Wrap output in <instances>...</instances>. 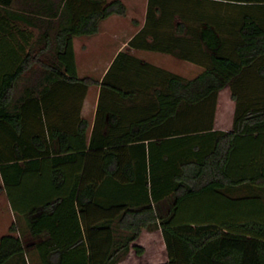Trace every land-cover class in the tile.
<instances>
[{"label":"trees","instance_id":"16d2710c","mask_svg":"<svg viewBox=\"0 0 264 264\" xmlns=\"http://www.w3.org/2000/svg\"><path fill=\"white\" fill-rule=\"evenodd\" d=\"M127 11L123 0H0V167L17 214L0 264L28 262L33 246L41 264H115L146 228L164 237L156 264H264V198L230 195L264 188V0H149L130 47L203 70L186 77L121 50L102 80L80 77L75 37ZM228 85L233 127L216 129ZM206 194L224 198L223 215L188 216Z\"/></svg>","mask_w":264,"mask_h":264},{"label":"rangeland","instance_id":"374dc122","mask_svg":"<svg viewBox=\"0 0 264 264\" xmlns=\"http://www.w3.org/2000/svg\"><path fill=\"white\" fill-rule=\"evenodd\" d=\"M130 5H131L130 13L128 18L133 16V19L130 20L127 18L126 21L128 22L129 26L133 28L134 20L142 22L144 19L142 14L143 13L142 7H141L142 2L139 0L132 2L130 1ZM118 27L120 26L118 25ZM121 43L122 41L113 39L110 35H108L106 38L104 35H98V34L91 36L82 35V36H77L75 38V46L80 62L85 61V59L87 58L94 57L99 49L105 50L107 53H109L112 51V49L116 44L119 45ZM137 55H140L141 57H144L149 61H152L153 63L159 64V66H163L171 71H174L186 77H194L203 70V67L201 65L182 59L179 56L170 53L146 50L137 53ZM228 91L230 90L225 89L224 91H221V94H219L217 108H216L217 116H218V112L219 114H223L222 112H226L229 110V108L227 107V105H229L228 100L226 99L229 96V95L227 96ZM220 101H222L221 106H219ZM231 115L232 112L227 113L226 115L227 119L225 122L227 124L231 122ZM233 188L234 191L231 190L233 194H230L233 197L238 198L239 197L238 194L242 193L241 196L250 197L255 195H261L264 198V188L259 189L258 185L246 183L241 185V187L237 186ZM239 188H243V190L241 189L242 191L238 192ZM190 203H191V210L188 213V216L198 217L204 214L206 216L214 217V216L223 215V213L225 212V202H224V198L222 197L214 198L210 194H206L200 199L192 200ZM251 206L250 208L252 210H254L257 207L256 203H254ZM255 211L256 209L253 212L256 213ZM19 225L21 228H23V230L26 229V232H23L21 230L17 232V234H20L22 232L23 237L28 238L29 234H27L26 220L24 218H21L19 220ZM115 232H116L115 233L116 237L121 238L123 240H127L128 235H130L128 231H123L117 226ZM135 244H138L139 246H142L144 248L145 253L143 255L137 252V249L134 246ZM33 247L32 248L27 247L28 252L26 256L30 257L31 261L28 259V262L25 263V261L19 257L20 259H13L8 264H41L39 255L37 254L36 250L33 249ZM167 259H168V253L161 230L149 232V230L144 229L140 237L131 243V248L129 249L128 253H125L123 255V258L122 260H120L119 264H147V263H156Z\"/></svg>","mask_w":264,"mask_h":264},{"label":"crops","instance_id":"0c3cea01","mask_svg":"<svg viewBox=\"0 0 264 264\" xmlns=\"http://www.w3.org/2000/svg\"><path fill=\"white\" fill-rule=\"evenodd\" d=\"M124 3L128 7V11L125 15H120V14H113L109 16L108 18L104 19L101 22V27L100 31L96 34L98 35H104L105 38L110 35L113 39L120 40L122 41L121 44H116L114 48L112 49L111 52L107 53L105 50H98L96 52V55L92 58H87L85 61L80 62L79 56L77 54L76 46H75V51H76V59H77V65H78V73L80 77L84 76H92L95 79L102 80L103 77L105 76L106 72L108 71L109 67L111 66L113 60L115 59L116 55L119 53L121 50H131L130 52L137 55V53L146 51L144 49H138V48H133L130 47L129 41L132 39V37L141 29V27L145 24L146 21V14H147V8H148V2L149 0H139L142 2V14H143V21L139 22L137 20L133 21L134 27H130L126 19L129 17L130 13V1H137V0H123ZM128 19H133V16H131ZM118 25L120 27H118ZM138 26V27H137ZM95 35V34H93ZM91 36V35H88ZM76 38V37H75ZM75 42V39H74ZM138 57H141L140 55H137ZM145 60H148L144 57H141ZM149 61V60H148ZM152 62V61H151ZM157 64V63H155ZM159 65V64H157ZM163 67V66H162ZM225 89H229L227 94V100L228 104L227 107L229 108L228 111L222 112L223 114H219L218 116L216 114L215 118V128L216 129H223V130H231L233 127V120H234V115H235V109H236V101L232 97V91L230 86L224 87L221 91H224ZM221 91L219 94H221ZM99 95H100V86L99 85H92L89 88V91L85 97L81 115L88 119L90 122V126L88 129V137L91 136L94 122H95V117H96V112H97V107H98V102H99ZM226 101V100H225ZM222 101L219 102V106H221ZM221 110V108H220ZM231 122L227 124L225 121L227 119L226 115L227 113H231ZM5 134L4 128L0 126V138L2 135ZM2 142L0 139V149L2 147ZM16 212L14 211L10 198L8 196L7 190L5 188V183L4 179L1 173V167H0V237L6 233L9 232V227L10 225L16 221ZM117 221L114 224V229H116V226L118 227ZM5 228V229H4ZM151 231H159L161 229L158 228H153V229H145ZM162 232V231H161ZM131 248V247H130ZM129 250L123 251L121 253V257L117 260L115 264H119L120 260H122L123 255L125 253H128ZM145 253L143 251L142 255ZM168 260V259H167ZM164 261H159L156 263L160 262H165ZM156 263H147V264H156Z\"/></svg>","mask_w":264,"mask_h":264}]
</instances>
